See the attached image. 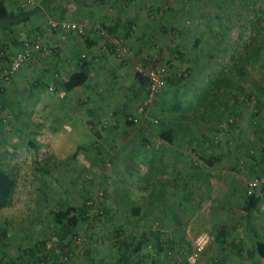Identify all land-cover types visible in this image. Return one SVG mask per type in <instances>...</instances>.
Masks as SVG:
<instances>
[{
	"label": "rangeland",
	"instance_id": "1",
	"mask_svg": "<svg viewBox=\"0 0 264 264\" xmlns=\"http://www.w3.org/2000/svg\"><path fill=\"white\" fill-rule=\"evenodd\" d=\"M7 1L9 2V5H13V3L17 1L18 4L26 6L27 4H31L32 1L36 2L39 0H4L5 3ZM54 1L56 2L55 5H57L58 0ZM64 1L65 0H62V2ZM208 1H213V3L218 4L213 5L210 2L213 13L217 16L216 18L219 25L215 27L219 31V35L215 33L212 35L214 38L212 36L205 37L206 41L208 39L210 41H214L215 46H181L183 47L185 53L191 56L189 59L198 61L200 66L201 62H203L202 60H204V64L207 62L212 65L219 58H226L230 54L232 49L231 45H233L235 39L233 32L236 29L237 23L242 21L244 23L243 38L247 39L248 33L253 32L247 21L249 18H253L252 5L251 7H247L244 4L236 3V0H220V4L218 3V0ZM91 2L92 0H78L76 6L72 4L68 5V3L65 4L67 8H73V10L77 12L81 11L83 8H88ZM231 4H234L232 9L230 8ZM103 5L104 4H101L100 6L102 7ZM59 10V7H57L44 12L42 11V15L39 16L37 21L45 22L49 19L59 20V18H56L55 16V13ZM67 11L72 13L71 10ZM62 14H64L63 17L61 16ZM66 16L65 12L60 10V18H62L60 20L64 21L63 19H65ZM215 16H211L210 22H212V24L215 23V20H213ZM68 22L76 23L71 20ZM103 25L104 24L96 27L98 34L101 28L105 29ZM30 30L31 26L28 27L26 24L20 25L19 30L16 31V35H12L10 37H15L14 40H17L18 42L20 40L19 46H21L24 40L29 41L36 39L39 41V46H41L40 49L35 51L31 50L32 53L28 55L19 67L20 69L21 67L23 69L21 73L18 72L20 70L18 68L19 70H16L18 72L16 76L14 75L13 78L10 77L4 82L0 81L3 86L4 96L6 97V100L3 101L0 96V151L6 149V151H4L5 156L3 158V162L15 174L14 189L10 202L5 207L0 209V222L3 220V217L10 218L12 220L9 227L6 226V222H3V224L2 222L0 223V227H4L7 236L5 238L4 236H0V254H3L4 256V261H1L0 264H35L33 257L22 254L20 249H18V246L25 248L32 240L44 237H48L45 242V246L43 247L44 251L53 249L58 253V247L65 246L69 248L70 254L66 255L68 258L66 261L64 260V264H116V257L118 255L115 249V243L111 238L113 233L112 227L115 225L112 223L114 218H119L121 220V222H117L120 223V226L123 225L125 230L127 229L129 231L131 237L135 236L134 238H136L137 236L145 235L147 238L146 243H144L140 248L141 251L138 257L139 260L136 258L135 264H220L221 262L218 259H214V256H217V253H215L217 252L215 249V247H217L216 243H219L220 241L217 240V242L214 243L215 247L211 246L208 248L207 245L208 240L212 239L215 229L213 224L211 228L212 233L209 228L211 223H213L216 219L213 215V207H211V210L208 213L202 212L199 214L200 219L196 221L200 226H195L193 224V229L190 231L191 237L185 238L183 227L180 225L178 227H176V225L171 226V213L168 209L165 210L166 206L168 208L171 207L172 204L170 201L162 203L164 210L160 209V207L159 209L151 208L146 212V214H143L139 218L130 214L126 204L120 205L117 203L114 195L111 194L110 189H108V187H110L109 184L111 183V180H108L106 176L112 178L114 175L111 174H121L123 173V166L125 169H129L132 166L136 167L137 162L130 160V156H128L127 160H129L131 165H129V163L120 164V162L117 163L118 161L114 160L112 154L117 155L120 154L119 152L130 151V148H134L132 146L134 142L130 141V143L128 142L129 144H124L123 146H125V149L124 147H120V151H118L116 146H110L112 144V137L109 135L110 133L107 134L110 131L107 130V132L106 127L99 129V125L97 124L98 122H94V118L91 117L92 113L85 114L86 110L93 108L95 105L94 103H105L111 95V100H113V102L110 100L109 103V107L111 108L115 107V105H118V108H121L123 104V106L130 108L133 103V108L126 109L127 112L123 114L124 116L120 114L121 111L118 109L120 112H117L119 113L117 117L121 116L120 118H124L125 120L135 117L136 120H138L137 114L140 111L144 119L142 118L143 122L139 123V125H149L151 129H155L160 124L159 118L162 117L161 119L165 120L164 116H166L169 121L171 117H173L171 114L169 115V113H166L167 115L165 114L167 110L168 112H171L175 118L177 117V122L173 126V129L176 131H183L187 125L197 119H205L207 121L212 118L221 117L220 111L218 112L221 106L217 108V105H215L216 101L210 102V97L213 93L212 87L210 88L209 84L208 87H206V80L203 81V79L199 80L196 85L195 83L189 82L186 90L190 92L191 95H188V92L185 93L182 91L183 89H181L179 83H177L170 87H173L171 91L172 95H170L169 90L167 89L170 85L163 84V87H160L159 89L160 91H158L151 99H148L145 96L144 87L140 98L129 97L127 99L123 98V96H125L126 92V88L124 86L127 82H129L128 76L119 73L117 70L118 68H106L105 72L107 74L104 75L106 78L109 77L112 82V90H109L110 93L106 94L100 91L101 95H99L101 97L94 99H89V97L84 95L86 99H79L77 104L72 102L70 105L72 108L69 107L71 114L77 111L80 114V120L82 119V122L78 125V131H76V139L72 141L73 145L75 142H78L81 145L78 147L73 145L59 147L57 146L58 134L57 132H54L55 129H53L55 126L53 127L52 125L51 128H48L47 124L48 122H51L52 119L54 120L55 116H59L57 107H59V98L61 96L58 95V86L55 85L54 88L53 79H56L59 75H61L63 68V64H61L62 62L55 65V61L58 60L60 56V58H63L66 53L64 52L63 54L60 46L48 43L47 41L49 33V35L53 37L57 34L60 35V31L57 29H51L48 27L45 28V31L35 33L38 35H30V33H32ZM18 32L20 34H17ZM52 32H56L57 34ZM263 32L264 31L261 33V37L264 40ZM61 36L64 35L61 34ZM4 37V33H0V39H4ZM109 37L110 40H105L111 44L114 40H118L128 50L127 52H113L112 57H115L116 60L120 59L122 62L131 58L130 66L133 72L136 71L144 74V70L146 68L142 65V56H134L132 48L124 42L123 35L116 31H111ZM5 38L7 39V37ZM3 42L5 43L4 40ZM8 42L7 46H16V44H12L10 39ZM100 42H104L101 36ZM262 43V46H264V41ZM0 45L3 46V43ZM190 47H193L192 51H189V49H191ZM236 47L241 49V46ZM17 49H15V51ZM15 51L11 54L10 60ZM107 51H109V49L106 50V52ZM150 54H152L153 57L155 56L156 62L154 63V66L160 68L162 73L166 72L168 69L167 67L171 68V66L175 64L170 62L173 61L170 60L171 58H167L168 56H165L167 54V50L163 53L164 55L155 51L150 52ZM32 55H39V57L36 58L35 56V58L31 60ZM38 58L41 59L38 60ZM67 60L70 61L69 58L64 59L65 63H67ZM167 60H169L170 64H166ZM184 60V57L176 60L174 58L175 62H183ZM220 62L217 63L215 67L212 66V68L206 70L210 77L213 75L212 72H217L218 70L221 71ZM245 63L246 72L242 76L238 77L234 73L231 75L233 80L236 81V84L235 87L231 88L233 92L231 96H234L235 98H232L229 101L231 104L229 105L231 107L228 109V112H230L228 118L230 121L232 119L234 120L232 124L237 122V124L241 125L240 132L242 134L249 133L247 135L251 136V134H253V128L256 127V125L252 122L255 114L257 115L256 118L259 121L261 118L262 121H264V49L261 51L259 57L254 61H247ZM200 66L197 68H201ZM41 69L42 75L44 73V79L46 81L45 84L41 80L37 89H31L29 86L27 87L26 83L28 82H32L34 84L33 81L36 78L35 74L39 73ZM177 69L181 71L182 68ZM203 69H207V66ZM1 72L2 69L0 70V73ZM113 72H115L113 77L108 75ZM206 74L204 73L202 78L205 77V79H207ZM47 83L50 85H46ZM200 85H203L204 88L198 92V86ZM193 86L197 87L196 92L193 90ZM204 89H207L205 93L207 94L205 96V101L201 98L204 96ZM83 91H85V88H81V92ZM180 91L184 94L182 95L184 98H190L189 96H191V98H193V103H189L188 100L180 96ZM248 92H250L249 95H247ZM93 96L95 95L92 92V97ZM61 98L63 99L64 96ZM198 98L201 99L197 100ZM240 99L244 101L243 104H236V101L238 102ZM5 103H7V106ZM74 105L76 107H74ZM18 106L21 107V113L18 115L16 113L15 115V111L18 109ZM73 107L76 108L74 111ZM134 108L136 109V112L134 111L133 114L128 115V110L133 111ZM143 111H145V114ZM225 113L223 112V119L226 117ZM43 116L44 122L40 121ZM249 117H251L252 121L248 120ZM103 118H105V116L101 117V119ZM29 119H31V122L36 124L39 128V136L41 138L44 136L45 138L51 140L50 152L52 153V160L59 162L58 165L54 166L49 173L47 172L46 175L42 176L44 179L43 189L38 188L40 185L41 175L34 169V159H39V157H36L33 154L32 150L27 147L26 143L28 130L25 128L24 124L25 122L27 123ZM230 121H228V123ZM247 121L249 122L248 125L245 124ZM250 124L251 127H246L247 129L244 128L245 125L249 126ZM68 126L70 125H65L63 128L68 130ZM114 128L115 127L113 125L110 130L114 132ZM95 129H97V132L102 133L103 136L101 138H97L93 134L92 131ZM137 130L138 131L136 133L139 136L143 132V129L140 130L138 128ZM79 131L82 132V136H80ZM65 133L66 131L63 132V134ZM90 133H92V135ZM85 134L90 136V138L85 140L83 138ZM256 135L257 133H254V135H252L253 138H249L250 142H252L251 146L257 144L256 140L264 142V133L259 134L258 132L257 137ZM52 139L54 141H52ZM69 142L70 141L66 142V144H69ZM74 150L75 156L74 158H71V153H73ZM190 153H192V150H190ZM190 157L195 159V162L201 161L199 160L200 155H198L197 152L193 153V156ZM40 159H43V157ZM208 169L210 171L213 170L210 165L208 166ZM130 179V177L128 179H121L119 186L122 185L123 180H126V183ZM186 181V179L178 178L175 181L177 185H175L174 189L184 191L188 190L189 184ZM126 187H128L127 193L129 195H133L131 200L132 203L133 199L137 198V190L125 185L124 188ZM84 197L87 198L85 201L87 204L86 215L80 217V220H78V223L74 228V232L76 231L77 236L72 239L74 243L68 245V235L64 236L60 240L57 238V227L53 226L49 208L65 206V201L72 204H78L81 202V198ZM220 198L221 196L219 195L217 199H215L214 203H219ZM164 199L165 198L163 196L160 201H163ZM259 202L264 204V200L262 199H260ZM112 209H114V213L112 214V218H110L109 213ZM39 211L42 212V215L41 218L37 220V212ZM205 213L207 214V217H204ZM202 218H206V220H203ZM155 233L159 237L158 241L153 239V235ZM41 252L44 253L43 251ZM14 259L16 260L15 263H13ZM51 259L52 257L48 258L49 262H51Z\"/></svg>",
	"mask_w": 264,
	"mask_h": 264
},
{
	"label": "crops",
	"instance_id": "2",
	"mask_svg": "<svg viewBox=\"0 0 264 264\" xmlns=\"http://www.w3.org/2000/svg\"><path fill=\"white\" fill-rule=\"evenodd\" d=\"M43 1L44 0L32 1L31 4H27L26 6L20 4V6L26 8H31L32 6L39 7L32 13L30 23L26 24L28 27L31 26L30 32L33 34L30 33V35L45 31L46 26H44V22L37 21L39 16L42 15V11L44 12L59 7L62 12H65V16L67 14L63 20L67 22L70 20L76 22L75 24L81 27L83 32L82 34H76L74 30L66 31L65 29L59 28L57 30L60 31V35L56 32H52L57 34L54 37L49 35L50 33L48 34V43L60 46L63 54L64 52L66 53L63 58H60V56L58 60L55 61V65L59 62L63 64L61 75L58 77L65 75L70 70L78 68L81 62L80 55L84 57L86 69L89 72L83 84L74 86L69 90L58 87V95L61 97L64 96L63 99L61 97L59 98L60 104L59 107H57L59 116H55L54 120L52 119L47 125L48 128H51L52 125L53 127L55 126L53 129H55L54 132L58 134L57 146L59 147L73 145L72 141L76 139L78 125L82 122V119L80 120V114L77 111L75 112L78 114L75 112L72 114L70 113V108H72L70 106L71 103L74 102V104H77L79 99H86L84 95L89 97V99L100 98V91L109 94L112 90L111 80L104 75L107 74L105 72L106 68H118L117 70L119 73L128 76L130 84L129 82L125 84L124 87L126 88V92L123 98H140L141 92L143 91L144 85L140 84L136 75L138 72H133L130 66L131 58L122 62V60H116L115 57H112L113 53L110 51L106 52V47H103L105 41L103 45L97 33L96 27L98 25H114V31L123 35L124 42L132 48L134 56H142L143 60L152 51L157 53L160 52L161 55H164L163 53L167 50L165 56L173 60L170 62L175 63V67L174 65L171 66V68L167 67L168 69L166 72L173 74L171 77L176 78L180 72L177 68H182L181 70L184 68L186 74L179 82L175 81L174 83H168L170 86L167 89L170 95H172L171 91L173 89V87H170L177 83H179L181 89H183L182 91L185 93L188 92L186 90L188 87L187 84H185L186 81L196 84L199 80H202L203 74L206 72V69L203 68L207 66L208 70V66H211L207 62L204 64V60H202L203 62H201L200 66L198 61L189 59L191 56L186 54L181 46H215L214 41H210L209 39L206 41L205 39L206 36H212L215 33L219 35V31L215 27L219 25L216 18L217 16L213 13L210 2L213 5L218 4L213 3V1L92 0L88 8H83L81 11L77 12H75L73 8H67L66 4L68 3V5L72 4L76 6L78 0H65L64 2L58 0L57 2L58 4L60 3L59 5H55L56 2L54 0ZM16 3L18 2L15 1L13 5H9L7 1L5 4L10 8L17 5ZM218 3L220 4V0H218ZM236 3L239 4L243 2L242 0H236ZM101 4L104 5L101 7ZM60 10L55 13V16L56 18L62 19L60 18ZM67 10H71L72 13H69ZM61 16L63 17L64 14ZM211 16H215L213 19L215 23L213 24L210 22ZM19 26L20 25H17L16 31L19 30ZM0 33L3 32L0 31ZM17 34L20 33L18 32ZM61 34L66 36H61ZM14 39L15 37L10 38V41L12 44H16V46H7L9 42L4 43V39H0V44H4V46L0 45V70L3 66L5 67L8 65L11 54L15 49L20 47V40L18 42ZM168 46L178 47V49L183 52L182 56L186 60L183 62H175V57L171 55L175 54V52H170L169 54ZM190 48L189 51H192L193 47ZM31 53L32 52H30V54ZM35 56L36 58L39 57V55H32L31 60H33ZM68 58L70 61L67 60V63H65L64 59ZM40 59L41 58H38V60ZM199 66L201 68H197ZM22 70L21 67L18 72L21 73ZM17 71L10 77L13 78L14 75L16 76L18 74ZM41 72L42 69L39 73L35 74L36 78L33 81L34 84L31 82L33 85L30 82L26 83L27 87L29 86L31 89H37L41 80L45 84L44 73L42 75ZM115 72L108 75L113 77ZM57 78L53 79L55 83H53L54 88ZM46 85L49 86L50 84L47 83ZM81 88H85V91L81 92ZM92 92L95 95L93 97ZM179 94L180 96L184 95L181 91ZM188 95H191V93L188 92ZM109 97L112 98L111 95ZM182 97L184 98V96ZM184 99H191L192 101L190 102L193 103L191 97ZM94 104L93 108L88 110L84 109L86 110L85 114L92 113L91 117L94 118V122H98L99 129L106 127V131H110H107V134L110 133L109 135L112 137V144L110 146H116L118 148L117 150L120 151V147H124L125 149V146H123L124 144L127 145L130 141L134 142L132 145L134 148H130V151L124 150L125 152H119L120 154H112L114 160L118 161L117 163L120 162V164L129 163V165H131L129 160H127V157L130 156V160L137 162V166H132L129 169H125L123 166V173L111 174L114 175L112 178L106 176L108 180H111L109 184L110 187H108L111 194H113L117 186L124 189L127 183H132L133 180L140 179V177L142 178L146 170L151 172L148 168L145 170V165L149 162L148 159L153 158V156H155V160H157L158 157H162L161 161H158L159 158L157 160V163L161 165L159 164L158 169L157 166H154L150 175L155 179L164 181L161 185V189L164 191L163 196L165 199L155 203L152 208L159 209L160 207V209L164 210L162 203L170 201L172 204L171 207L168 208L166 206L165 210L168 209L171 213V226L176 225V227H178L180 225L184 228L185 238H189L191 237L190 231L193 229V224L195 226H200L196 221L200 219L199 214L202 212L208 213L211 207H213V215L216 219L211 223L209 228L211 233L212 224L215 229L212 239L208 240L207 245L208 248H210L214 246L217 240L220 241V245L216 243L217 247L214 246L217 250V252H215L217 256H214V259H218L221 262L220 264H264V258L261 257L255 249L256 242H264V204L257 202L252 206H248L245 196L248 180L253 176L262 175L263 172L262 167L258 164V159L261 156L259 149L264 142L256 140L257 144L251 146L252 142H250L249 139L253 138L252 135H254V133H257L256 137L258 136V132L259 134L264 133V121H262V118L259 121L256 118V114L252 119L253 121L251 117L248 118V120H251L254 125H256V127L253 128V134H251V136L247 135L249 133L242 134L240 132L241 125L237 124V122H235L234 125L227 122L225 123L224 121L220 123L221 117H216L207 121L205 119H197L187 125L183 131L175 130L176 132L173 134V138L166 141L158 137L157 130H159L160 127H173L175 125L177 120L171 112L167 110L165 112V114L169 113V115L171 114L173 116L169 121L166 116H164L165 120L161 119V117L159 118L160 124L155 129H151L149 125H139L144 119L140 111L137 114V121L139 122L133 124L127 123L124 118H120L121 116L117 117V115H119L117 112L121 111L120 114L123 115L127 112L126 109H132L133 103L130 108L123 106L124 104L122 103L123 105L121 108L115 105V107H112L110 110L102 109L100 103ZM74 107L76 106L74 105ZM74 107L73 111L76 109ZM118 109H120V111ZM134 111L136 112L135 108L133 111L128 110V115L133 114ZM143 112L145 114V111ZM104 116L105 118L101 119V117ZM40 121L44 122V116ZM85 121L83 120L84 123ZM68 124L70 125L68 126L69 129H64L63 126ZM245 124L248 125L249 122L247 121ZM113 125L115 127L113 129L114 132L110 130ZM246 125L244 127L245 129L251 127V124L249 126ZM138 128L140 130L143 129V132L139 136L136 133ZM64 131H66L65 134H63ZM81 131H79L80 136H82ZM92 132L97 138L103 136L102 133L97 132V129ZM90 134L92 135V133ZM83 138L87 140L90 136L85 134ZM52 141L54 140L52 139ZM68 141H70L69 144H66ZM80 145V143L75 142L73 146L77 147ZM190 150H192V153H190ZM196 152L200 155L199 160L201 161L199 162H195V159L190 157ZM209 165L212 166V171L208 169ZM129 177L131 179L128 180V182L125 183L126 180H123L122 185L119 186L121 179H128ZM178 178L187 180L186 182L189 184L188 190L174 189L175 185H177L175 181ZM139 188L140 187H138V191L140 190ZM219 195L221 196L219 200L220 204H215L214 201ZM204 217H207L206 213ZM202 219L206 220V218ZM140 251L139 249L137 252H131L130 259L132 258L134 262H136V258L139 260ZM132 261H128V264H135Z\"/></svg>",
	"mask_w": 264,
	"mask_h": 264
},
{
	"label": "trees",
	"instance_id": "3",
	"mask_svg": "<svg viewBox=\"0 0 264 264\" xmlns=\"http://www.w3.org/2000/svg\"><path fill=\"white\" fill-rule=\"evenodd\" d=\"M43 2H46V0H44ZM242 2L243 3L241 4H244L247 7H251L252 5L253 18H249V19L247 18L248 19L247 21L250 27L252 28L253 32L248 33L247 39L243 38V28H244L243 24L244 23L243 21L237 23L236 29L233 32L235 39H234L233 45H231L232 49H231L230 54L226 58L225 57L219 58L214 64H212L211 66H208V69L212 68V66L215 67L217 63L221 61L220 62L221 71L218 70L217 72H212L213 75H211V77L209 73L205 72V74L207 73L206 75L208 77L206 76L207 79H205V77L202 78L203 81L206 80V84H207L206 87H208V84L210 88L212 87L213 93L211 96L212 98L210 97V102L216 101L215 105H217V108L221 106V112H220L221 118L223 115V111L224 113L226 112L225 113L226 117L224 119L222 118L221 120V122L224 121L225 123L226 122L228 123V121H230V119L228 118L230 115V112H228L229 111L228 109H230L231 107L230 106L231 104L229 103V101L230 99L235 98L234 96H231L233 93L231 88L235 87L236 81L233 80L231 75L234 73L238 77L242 76L246 72L245 62L254 61L256 58L259 57V55L261 54V51H263L264 49V46H262L263 44L262 42L264 40L261 37L262 31H264V24H263L264 23V0H242ZM16 4L17 5L8 8L4 0H0V31L4 33L5 37H7V39L4 37V41L6 43H8L9 39L12 38L10 36L16 35L17 25H22V24L24 25V24L30 23L32 13L36 9L39 8L38 6H32L31 8L30 7L26 8V7L20 6V4L18 5V3ZM233 7H234V4H231L230 8L232 9ZM55 21L59 22L61 20L59 19ZM104 25L103 27H105V29L101 28L99 30V36H101L102 39H107V36L110 35V32L111 31L114 32L115 26L111 24L109 25L104 24ZM44 26H46V28L49 27L51 29L61 28L59 27L58 24L54 26L50 25L48 23V20L44 22ZM62 29H65L66 31L73 30L71 28H64V27ZM103 31L106 33V35L103 34ZM82 32H83V29L81 28V31L76 32V34L77 33L82 34ZM35 35H38V34H35ZM104 41L106 45L104 47H106L105 48L106 50L109 49V51H111L112 53L117 52L114 48L113 43L111 44L106 40ZM102 43L104 45V42ZM236 46H241V49H239ZM40 47L41 46H39L38 49H40ZM168 47L167 48H168L169 54L170 52L171 53L175 52V54H171L172 57L174 56L176 59L183 58L182 56L183 52H181L178 49V47L176 46H168ZM32 50H37V49L33 48ZM152 54L150 53L148 54V56L143 60L142 65L144 66L147 64L154 65L156 61H155V56L153 57ZM80 58H81V62L79 63L78 68L74 70H70L65 75L57 78L56 85L59 88H62L64 90H69L73 88L74 86L83 84L85 82V80L88 77L89 72L86 69V63H85L86 61H84V57L80 56ZM166 64H169V60H167ZM136 75H137L138 80L140 81V84L144 85V88H145L146 81H147L146 76H144L143 73L141 74L139 72ZM140 75H143V76H140ZM172 75L173 74H170L169 72L162 74V83L168 84V83H174L175 81L179 82V80L185 77L186 74L183 69L179 72L178 77L176 78L171 77ZM0 81L3 82L1 77H0ZM188 83L189 82L186 81L185 84H188ZM163 84L161 87H163ZM196 88L197 87L193 86V90L195 92L197 90ZM203 88H204L203 85L198 86V92H200V90ZM206 91L207 89H204L203 91L204 96L201 97L203 101H205L206 99L205 98V96L207 95L205 94ZM145 92H146V89H145ZM249 94L250 92L247 93V95ZM0 96H1V100L3 101L6 100V97L4 96V93H3V86L1 82H0ZM201 98H198L197 100H200ZM108 99L109 100H107L105 103L100 102L101 108L104 110L111 109V107H109V102L111 98L109 97ZM190 101L192 100L189 99L188 102ZM111 102H113V100H111ZM243 102L244 101L240 99L238 100V102L236 101V104L239 103L241 105L243 104ZM5 105L7 106V103H5ZM20 108L21 107L18 106V109L15 111V115L16 113L17 115L21 113ZM219 111L220 109L218 110V112ZM31 121L32 120L29 119L28 122L27 123L25 122L24 124L25 128L28 130L26 143H27V147H29L32 150L33 154L36 157H39V159L37 158L34 159V169L38 171L39 174L41 175L40 185L38 186V188L43 189L44 179L42 178V176L46 175L47 172L49 173L50 170L54 166H57L59 162L52 160V153L50 152L51 140L45 138L44 136L43 138H41L39 136L40 135L39 128L37 127L36 124L32 123ZM125 121L127 123L133 124L137 120H133V117H132ZM232 122H234L233 119L229 122V124H232ZM175 132L176 131L173 129V127H160L159 130H157V135L159 138L169 141L170 139L173 138L174 136L173 134ZM259 150H260L261 156L258 159L259 161L258 164L262 167L263 169L262 175H264V166H263L264 164V144L260 147ZM4 151H6V149H3L0 151V209L5 207L10 202L11 195L14 189V183H15L14 172L9 167H7L6 164L3 162V158L5 156ZM74 156H75V150L73 153H71V158H74ZM42 157L43 159H40ZM154 157L155 156H153V158L151 159H148L149 162H147L148 164L145 165V170L146 168H148L151 170V172H148L146 170L142 178L140 177V179H135L133 181L131 180L132 183L130 182L126 184V186H130L133 189L137 190V198H134L132 203H131V200H132L133 195H129L127 193L128 187L123 189L117 186L113 191V194H114L115 199L117 200V203L120 205L127 204L128 211L130 212V214L138 218L141 217L143 214H146V212L150 210L155 205V203L159 202L161 198L163 197L164 191H162L161 185L164 181H162L161 179H155L150 175V173H152L153 171L152 168L154 166H157V169H158L159 164H160V163H157V160L159 157L157 158V160H155ZM161 160H162V157L159 158L158 161H161ZM138 187H140L139 191H138ZM245 196H246V204L248 206L254 205L255 203L259 202L261 199L260 196L255 194L254 192L246 193ZM86 199H87L86 197L81 198V202L78 204H72V203H68L67 201H65L66 202L64 203L65 206H56V208H49L53 226L57 227V231H56L57 238L60 240L64 236L68 235L69 236V239L67 242L68 245L73 244L74 242L72 241V239L73 237L77 236L76 231L74 232V228L76 227L78 220H80V217H83L84 215H86V209H87V204L85 202ZM37 213H38L37 220H39L41 218L42 212L39 211ZM113 213H114V209L110 210V213H109L110 218H112ZM117 221L121 222L119 218L113 219L112 223L115 225L112 227L113 233L111 236V238L113 239V242L115 243V249L118 255L116 257V264H128V261H132V258L130 259V253L137 252L143 246V244L146 243L147 238L145 237V235H142L141 237L139 236L136 238H134L135 236L131 237L129 231L127 229L125 230L123 225L120 226L119 225L120 223ZM1 222L2 224L3 222H6L5 223L6 226L9 227V224L12 222V220L10 218L3 217V220ZM0 236H4V238L7 237L4 227L3 228L0 227ZM47 239L48 237L32 240L29 243V245L26 246L25 248L22 246H18L19 247L18 249H20L22 254L30 255L31 257H33V259L35 260V264H61L64 260L66 261V259L68 258L66 255L70 254L69 248L65 246L58 247V253L53 249L44 251L43 247L45 246V242ZM153 239L155 241H158L159 237L157 236L156 233L153 235ZM255 249L258 252V254L264 258V242H260V241L256 242ZM41 251H43L44 253H42ZM50 257H52L51 262H49L48 260V258ZM1 261H4L3 254H0V262ZM15 262L16 260L14 259L13 263Z\"/></svg>",
	"mask_w": 264,
	"mask_h": 264
},
{
	"label": "built area",
	"instance_id": "4",
	"mask_svg": "<svg viewBox=\"0 0 264 264\" xmlns=\"http://www.w3.org/2000/svg\"><path fill=\"white\" fill-rule=\"evenodd\" d=\"M48 23L52 26L58 24L61 28H71L76 32H80L81 28L77 26V24L73 22H67V21H55V20H48ZM103 34L106 35V33L103 31ZM107 39L110 40V37L107 36ZM114 44V48L117 52H127V48L122 45L118 40H114L112 42ZM38 49L39 48V41L38 40H24L19 47L18 50L14 52V54L11 57V60L8 64V66H5L2 68V72L0 73V77L3 81L7 80L13 73L20 67V65L25 61V59L28 57L32 49ZM144 70V76H146V92L145 96L148 99L153 98L156 93L159 91L160 87L162 86V72L160 68L147 64L145 65ZM146 98V99H147ZM133 120H136L135 117H133ZM254 192L255 194L259 195L262 200H264V175H257L253 176L248 180L247 187H246V193ZM63 261L61 264H64Z\"/></svg>",
	"mask_w": 264,
	"mask_h": 264
}]
</instances>
